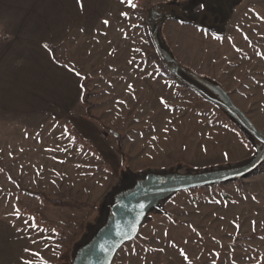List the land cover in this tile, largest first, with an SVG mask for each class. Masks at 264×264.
I'll use <instances>...</instances> for the list:
<instances>
[{
	"label": "rangeland",
	"instance_id": "1",
	"mask_svg": "<svg viewBox=\"0 0 264 264\" xmlns=\"http://www.w3.org/2000/svg\"><path fill=\"white\" fill-rule=\"evenodd\" d=\"M161 1L189 0H0V264H71L129 170L254 155L227 114L162 66L146 25ZM164 35L264 129V0H239L225 37L173 20ZM165 209L113 264H264V165Z\"/></svg>",
	"mask_w": 264,
	"mask_h": 264
},
{
	"label": "water",
	"instance_id": "2",
	"mask_svg": "<svg viewBox=\"0 0 264 264\" xmlns=\"http://www.w3.org/2000/svg\"><path fill=\"white\" fill-rule=\"evenodd\" d=\"M238 3L239 0L161 1L149 8L146 25L164 69L227 114L253 145L254 155L240 162L200 169L127 171L105 196L96 223L74 246L71 264H113L119 250L137 238L151 215L167 213L166 203L180 192L237 181L264 165V129L252 121L219 81L183 64L164 35L165 24L173 20L225 37ZM101 245L105 251L100 250Z\"/></svg>",
	"mask_w": 264,
	"mask_h": 264
},
{
	"label": "snow or ice",
	"instance_id": "3",
	"mask_svg": "<svg viewBox=\"0 0 264 264\" xmlns=\"http://www.w3.org/2000/svg\"><path fill=\"white\" fill-rule=\"evenodd\" d=\"M122 2H123V0H122ZM78 3H80V6L83 7L82 0H78ZM127 3H128L131 7H136V5L133 3V0H127ZM203 7H204V5L202 4V5H201V8H203ZM123 15H126V13H124ZM103 23L107 25V24L109 23V21L105 20V21H103ZM43 47L47 49L49 46H48L47 44H44ZM76 75L79 76L80 73L77 72ZM161 102L164 103L166 107L168 106V105L166 104V102L163 101V99H161ZM14 214H15L18 218H19V216L21 215L20 212H19V210H16V212H15ZM24 223H25L26 225H28V227H31V228H39V225H37V224L34 222V218H33V223L29 224V222H28L27 220H25ZM17 230L19 231L20 229H17ZM33 243H35V241H33ZM24 250H25V251H29V249H27V248L24 249ZM100 250H101V251H105L106 249L104 248L103 245H101V246H100ZM181 254L185 256V259H187V255L183 253V250H181ZM34 255L39 256V253H34ZM24 264H33V262H32V261H25Z\"/></svg>",
	"mask_w": 264,
	"mask_h": 264
},
{
	"label": "trees",
	"instance_id": "4",
	"mask_svg": "<svg viewBox=\"0 0 264 264\" xmlns=\"http://www.w3.org/2000/svg\"><path fill=\"white\" fill-rule=\"evenodd\" d=\"M85 92V91H84ZM83 99H84V93H83V97H82ZM90 106H91V104H90ZM90 117H92V118H94V116L92 115V114H88ZM38 196H43V197H45V195L44 194H37ZM50 202L51 201H54V202H60V203H64V202H61L60 200H53V199H51V198H47Z\"/></svg>",
	"mask_w": 264,
	"mask_h": 264
}]
</instances>
